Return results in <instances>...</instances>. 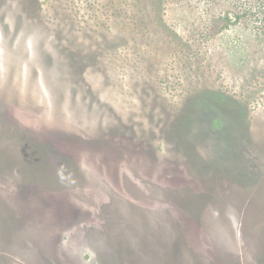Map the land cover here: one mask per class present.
<instances>
[{"label": "rangeland", "instance_id": "1", "mask_svg": "<svg viewBox=\"0 0 264 264\" xmlns=\"http://www.w3.org/2000/svg\"><path fill=\"white\" fill-rule=\"evenodd\" d=\"M8 134L44 182L0 160V264H116L87 234L123 237L114 215L139 241L182 224L185 264H264V0H0V157ZM68 158L91 185L38 184Z\"/></svg>", "mask_w": 264, "mask_h": 264}, {"label": "flooded vegetation", "instance_id": "2", "mask_svg": "<svg viewBox=\"0 0 264 264\" xmlns=\"http://www.w3.org/2000/svg\"><path fill=\"white\" fill-rule=\"evenodd\" d=\"M8 138L10 140L15 141V143L13 145L11 144H6L4 143V147H3V157H0V160L2 161H6L8 162L11 167H3L2 170L3 171H7L10 172L12 171L13 174L15 176H23L25 178L24 182H28L29 181H38V182H44L41 180H38L33 178V175H36V173L33 172V166L34 164L32 163V154L31 151L33 149H35L37 146L32 145V143L34 141L27 140L26 137L24 138H19V137H15V136H11L8 134ZM28 138H31V136L29 135ZM29 144V145H28ZM21 146H23L25 149L29 150L26 151L24 150ZM33 146V147H31ZM46 151H45V156H46V160L49 159L48 157V149H52L51 146H47L45 147ZM48 150V151H47ZM48 158V159H47ZM64 162L66 165L63 169L61 170H66L67 171V177L64 179V183L57 185L55 183L52 182V184L46 182L48 185L44 184V183H38L43 187H52L55 189H59V188H65V191L68 192H73V191H79L83 188H87L86 186L91 185V183H88L89 179L88 178H92L93 176L91 174H89L88 172H91L90 170H83L82 172H79V170H77V167L75 166V164L68 158L67 160L64 161V159H62L60 161V163ZM49 163L51 164V161L49 159ZM53 164V163H52ZM51 164V165H52ZM63 164L61 166H63ZM55 169H59L58 166L54 165ZM72 169V170H71ZM71 170V171H70ZM94 174V173H93ZM100 176V174H99ZM99 180L101 181V183H103V186H106V188H104L103 190L105 191H110V192H114L116 189L112 186V184L110 185L108 181H103L102 179L99 178ZM125 183H124V187H129L131 190H137V187L132 183L134 181L133 178H125L124 179ZM108 182V183H107ZM109 185V186H108ZM151 187V189H153L156 192H167L168 193V197H169V201L171 202V204H176L178 207H185V199H184V191L178 192L176 193V189H171V188H167V189H162V188H154L152 185H148ZM115 189V190H114ZM89 191H94L92 189H89ZM81 197V196H80ZM180 208V209H181ZM110 212V211H109ZM72 215H75L77 213L76 209H72L71 211ZM87 211H81L78 215L79 217L82 219V217H86L87 215ZM115 218L117 217L118 219H113L115 220V222H120L123 226L124 230V236L120 238H117L116 240H113L111 242V244H107V240L110 238V234L106 233V231L101 228V231L99 230L98 232H88V236L91 237L92 243L95 244L96 246L101 250L102 255L105 258V262H107L109 259L106 256H115V259H113L116 264H120L118 263V259L116 258L117 254L118 255H122L124 257H129L131 256V254H137L138 252V248H136L135 250H133L132 253L127 254L126 251H114L113 246L115 244H124V241L128 240V243H126L125 245H128L130 242L133 243L136 247H140L141 245L144 243L146 244V247H148V253L151 256H148V262L150 264H185V247H186V242L184 239V233L181 231L182 230V224L173 221V219L171 220V222H169V227L167 228V232H161V233H157L156 234V238L152 239V242H150V240L148 239H143V241H139L140 238H138V234H128L129 232H132L134 230V228L136 229V222H139V218H135V216L132 219H126L124 216L120 217L119 215H114ZM119 225V224H118ZM120 227V226H118ZM37 234H43L44 236H52L55 234V236H57L59 233L58 232H54L52 233V235L47 234L46 232L44 233H37ZM116 234V232H115ZM61 235V234H59ZM83 236L85 238V235L83 233ZM37 237V236H36ZM114 251V253H113ZM200 253V252H199ZM260 252L257 253L256 255V259L252 260L254 261V263H256L257 261L261 260V255ZM191 257V256H190ZM202 256L199 255V257H192L194 262H197L200 264V262H202ZM197 258V259H196ZM104 262V263H105ZM123 263V262H122ZM259 263V262H258ZM256 263V264H258ZM262 263V262H261ZM205 264H211V261L208 260L207 263Z\"/></svg>", "mask_w": 264, "mask_h": 264}]
</instances>
